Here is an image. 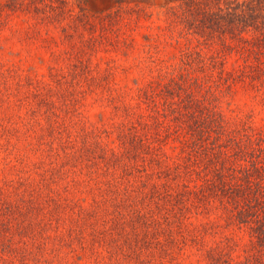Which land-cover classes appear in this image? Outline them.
Segmentation results:
<instances>
[{"label":"rangeland","instance_id":"obj_1","mask_svg":"<svg viewBox=\"0 0 264 264\" xmlns=\"http://www.w3.org/2000/svg\"><path fill=\"white\" fill-rule=\"evenodd\" d=\"M222 177L264 202V0H0V264L263 260Z\"/></svg>","mask_w":264,"mask_h":264},{"label":"trees","instance_id":"obj_2","mask_svg":"<svg viewBox=\"0 0 264 264\" xmlns=\"http://www.w3.org/2000/svg\"><path fill=\"white\" fill-rule=\"evenodd\" d=\"M210 188L208 191H202L201 196L204 198L208 196L205 192L210 193V195L217 194V192H224L226 196L230 199L231 207L228 206L229 211H233V218H236L237 222L249 223L250 228V248L257 251L264 249V202L261 198L251 196L248 192L249 188L247 183L243 185H234L232 183H226L225 179L222 177L221 180L212 178L209 180ZM248 190V191H247ZM203 194V195H202ZM252 194V193H251ZM228 199V200H229ZM226 206V204L224 205ZM260 209V212H258ZM262 207V208H261ZM253 208V209H252ZM232 215L228 217V222H232L234 219ZM80 242V241H79ZM217 255L213 250L209 252L210 262L209 264H246V260L242 262H234L230 256V253L222 246H218ZM257 259L251 264H264V259H261L260 255L255 256ZM57 258V254L54 252V259ZM51 259L50 262L53 264H58L59 260ZM260 261V262H259Z\"/></svg>","mask_w":264,"mask_h":264}]
</instances>
